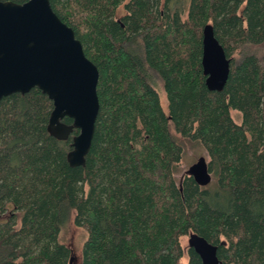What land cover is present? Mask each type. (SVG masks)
Here are the masks:
<instances>
[{
  "label": "trees",
  "instance_id": "obj_1",
  "mask_svg": "<svg viewBox=\"0 0 264 264\" xmlns=\"http://www.w3.org/2000/svg\"><path fill=\"white\" fill-rule=\"evenodd\" d=\"M50 2L99 69L100 111L86 165L71 166L79 130L49 133L48 95L0 101V264H70L71 218L88 234L76 264H203L181 243L192 232L226 264H264V0H189L186 18L181 0ZM208 23L231 58L222 91L203 71ZM183 140L207 150L208 185L177 181Z\"/></svg>",
  "mask_w": 264,
  "mask_h": 264
},
{
  "label": "water",
  "instance_id": "obj_2",
  "mask_svg": "<svg viewBox=\"0 0 264 264\" xmlns=\"http://www.w3.org/2000/svg\"><path fill=\"white\" fill-rule=\"evenodd\" d=\"M202 65L208 88L222 91L230 76L231 58L210 23L203 30ZM99 77L97 65L85 54L75 30L59 17L50 0H0V101L36 87L48 95L54 105L49 133L68 140L75 129L79 130L67 155L71 166L86 165L92 147L100 111ZM66 117L72 123H66ZM188 173L199 185L212 181L205 157ZM188 246L195 249L203 264H226L218 257V246L197 233H190ZM73 261L71 256L70 264Z\"/></svg>",
  "mask_w": 264,
  "mask_h": 264
},
{
  "label": "rangeland",
  "instance_id": "obj_3",
  "mask_svg": "<svg viewBox=\"0 0 264 264\" xmlns=\"http://www.w3.org/2000/svg\"><path fill=\"white\" fill-rule=\"evenodd\" d=\"M180 3L183 8V17H187V9L189 5V0H181ZM126 14V10L124 8V5H121L117 10V18H121L123 15ZM256 49V48H255ZM260 50V48H258ZM257 50V49H256ZM261 51V50H260ZM157 89L159 90L161 94V103L164 108V110L168 111V100L166 97V93L163 89V84L161 81H158ZM232 116L237 122H241L242 120V114L237 110H232ZM184 141L185 150L184 155L182 158V161L180 162L178 166V170L175 174V177L178 182L181 181L182 177L186 175L189 168L196 163L201 157H205L207 161H209V154L205 147L201 145L198 142H190V141ZM87 231L79 227L75 224L74 218H71L62 228L61 234H60V240L67 244L70 248H72L73 256L75 264L76 262H79L82 256V250L84 243L87 239ZM181 243L185 249L188 247V236H184L181 239ZM184 261L187 262V257L184 258Z\"/></svg>",
  "mask_w": 264,
  "mask_h": 264
}]
</instances>
